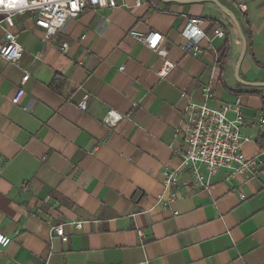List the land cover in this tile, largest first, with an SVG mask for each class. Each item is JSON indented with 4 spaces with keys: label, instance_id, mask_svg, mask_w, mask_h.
I'll list each match as a JSON object with an SVG mask.
<instances>
[{
    "label": "crops",
    "instance_id": "obj_1",
    "mask_svg": "<svg viewBox=\"0 0 264 264\" xmlns=\"http://www.w3.org/2000/svg\"><path fill=\"white\" fill-rule=\"evenodd\" d=\"M123 4L84 10L51 40L31 13L13 17L23 54L0 58V264H264V0ZM188 18L204 21L198 55L183 49ZM132 31L162 35L174 64L165 78L164 59ZM206 86L214 108L241 97L242 152L260 164L256 177L222 170L198 191L174 135L180 94L201 104ZM109 110L123 117L112 127L101 123ZM165 169L186 185L161 206ZM59 225L66 242L51 230Z\"/></svg>",
    "mask_w": 264,
    "mask_h": 264
},
{
    "label": "built area",
    "instance_id": "obj_2",
    "mask_svg": "<svg viewBox=\"0 0 264 264\" xmlns=\"http://www.w3.org/2000/svg\"><path fill=\"white\" fill-rule=\"evenodd\" d=\"M134 1L135 6L145 3V0ZM101 5L107 9L124 6L123 0H0V14L4 16L1 23L6 25L3 41L0 43V58L15 63L23 54V49L17 42L18 35L10 32L14 26L15 15L31 13L34 24L44 30L45 40H51L67 21L77 18L84 10ZM239 9L244 10L245 5H239ZM203 23L201 18L187 19L180 32V36L186 41L183 47L185 52L192 55L201 53L199 44L206 39L202 30ZM214 33L219 38L224 36L220 28L215 29ZM130 34L164 59L159 70V77L165 78L174 69V64L165 60L166 51L161 46L162 35L153 31L145 35L135 31ZM61 49L65 51L67 45H62ZM28 78L29 74L25 73L22 81L26 82ZM23 94L24 90L18 89L11 98V103L18 104ZM201 95L204 102L197 104L184 93L180 94V98L185 103L174 135L175 138H181L186 146L180 157L189 177V185L198 191H209L213 177L222 170L228 173L229 179L242 177L249 180L256 177L260 162L256 158L246 159L242 152L243 143L248 139L240 134L241 97L237 96L233 103H222L214 108L208 105L213 96L212 87H203ZM80 109H86L85 97L80 103ZM229 114L233 117H229ZM122 118L115 111L109 110L101 123L112 127ZM262 151L264 152V147ZM181 172L179 169H165L161 173L163 191L157 197V205L167 206L178 198L179 190L186 185L180 181ZM176 214V212L172 213L174 216ZM72 224L75 229H80L82 226V222ZM51 230L63 242L67 241L62 226L52 227ZM138 233L141 232L138 231ZM8 242L9 237L0 233V248L5 247Z\"/></svg>",
    "mask_w": 264,
    "mask_h": 264
},
{
    "label": "water",
    "instance_id": "obj_3",
    "mask_svg": "<svg viewBox=\"0 0 264 264\" xmlns=\"http://www.w3.org/2000/svg\"><path fill=\"white\" fill-rule=\"evenodd\" d=\"M238 68H239V63H238V65H237V68H236V77H238ZM258 86H261V85H258Z\"/></svg>",
    "mask_w": 264,
    "mask_h": 264
},
{
    "label": "trees",
    "instance_id": "obj_4",
    "mask_svg": "<svg viewBox=\"0 0 264 264\" xmlns=\"http://www.w3.org/2000/svg\"><path fill=\"white\" fill-rule=\"evenodd\" d=\"M223 58H225V56H224V55H222V56H221V59H222V60H223ZM262 138L264 139V137H262Z\"/></svg>",
    "mask_w": 264,
    "mask_h": 264
}]
</instances>
